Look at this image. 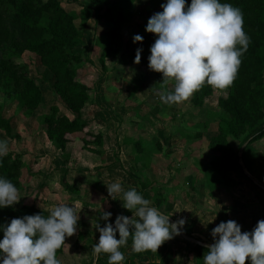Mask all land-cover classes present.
I'll return each mask as SVG.
<instances>
[{
    "label": "rangeland",
    "instance_id": "rangeland-1",
    "mask_svg": "<svg viewBox=\"0 0 264 264\" xmlns=\"http://www.w3.org/2000/svg\"><path fill=\"white\" fill-rule=\"evenodd\" d=\"M85 1L62 0V3L67 9L80 12ZM160 8L157 0L133 1L126 10L127 19L123 26L126 40H132L139 24H146ZM92 26H95L94 20L89 21L88 33L86 30L84 42L80 47L89 61L84 62L77 70V78L90 86L91 98L83 109L84 117L89 119V125L80 135L76 137L69 135L71 143L67 145L64 154L68 158L66 160L70 164V169L76 173L68 174L66 180L76 184L74 179H80L76 168L83 167L84 171L81 174L85 175L87 166L88 171L94 170L112 162L114 158L116 161L118 154V159L121 156L123 161L126 176L125 179L123 176L117 177L110 183L120 182L122 188L127 191L135 187L140 188L139 181L150 180L151 187H146L144 192L137 190L138 193L140 192L151 204L152 188H159L166 198L161 209L168 212L174 220L183 218L188 229L194 231L193 236L204 237L203 241L211 243L212 229L221 221L228 220L237 221L242 226V231H251L259 220L264 219V191L247 180L240 181L236 188L227 189L208 181L205 172L207 161L212 155L208 146L209 134L216 131L218 125V118L215 119L212 111L219 109L218 98L226 96V90L215 89L213 95L206 98L203 108H196L193 105L192 96L182 103L165 105L160 100L159 93L162 89L155 82L154 71L145 65H134L135 63L124 65L117 63L113 58H108L107 70H103L98 60L101 49L94 44V36L108 29L110 24L103 21L94 32L95 28ZM15 60L28 64L31 76L43 90V105L35 114L26 116L16 101H11L0 93V104H3L1 112L10 120L13 127L12 135H7L1 130L0 140H7L8 151L20 153L27 163L23 168V186L18 190L21 198L13 207L18 209L24 205L38 204L49 209L62 203L76 205L77 215L80 217L77 232L67 237L59 260L61 264H93L96 257L93 246L94 242H98L100 233L92 227L91 221L98 220L101 226L108 223L99 219L102 209L106 211L110 208L108 211L112 216L109 219L112 223L115 222L117 215H126L121 209L119 199L123 193L118 194L117 199H113L109 196L106 186L103 191L98 188L95 191L96 189L92 190L90 186L87 188L83 183L80 197L77 202L74 201L73 194L63 184L61 170L59 171L60 168H65L63 164L65 156L63 151L56 149L47 139L40 116L47 112L52 104L60 107L61 114H70L71 118L74 114L66 109L63 101L53 90L52 76L41 64L38 56L26 51ZM170 86L172 87L171 82L167 88ZM101 130L107 131L109 136L107 142L110 140L114 148L111 150L104 147L103 154L96 155L92 153L94 152L92 149L95 150L94 146L98 145L93 143L84 146L83 140L93 141L92 133L96 134ZM200 130L205 132L202 137L195 135ZM132 139H142V147L149 150L147 167L143 166L144 158L142 161L137 160L134 166L128 165L131 155H135L136 145L132 143ZM231 142L237 147L238 141L232 139ZM247 152L252 155L253 164L252 162L249 164L253 166L250 167L251 171L245 166V172L263 184L264 138L249 145ZM245 159L247 160V156ZM130 173H133V176ZM92 174H97V171ZM105 199H108L107 209L102 206ZM0 233L4 234L1 228ZM189 259L190 264H196L191 257Z\"/></svg>",
    "mask_w": 264,
    "mask_h": 264
},
{
    "label": "trees",
    "instance_id": "trees-1",
    "mask_svg": "<svg viewBox=\"0 0 264 264\" xmlns=\"http://www.w3.org/2000/svg\"><path fill=\"white\" fill-rule=\"evenodd\" d=\"M133 1L135 0H86L80 12H77L63 6L62 0H0V93L6 95L9 100L16 101L26 116L35 114L43 105V90L31 76L28 64L17 62L15 58L21 57L26 51L38 56L41 64L52 76L53 90L63 101L66 109L74 114L72 118L66 113L61 114L60 107L52 104L47 112L40 115L47 139L56 149L63 151L64 156L70 141L69 135L76 137L89 125V119L84 117L83 109L91 98L90 86L77 78L78 68L89 61L88 56L80 49L86 30L88 33L89 21L95 22V26H92L95 28L93 32L103 21L110 24L108 29L94 36V44L101 49L98 60L103 70H107L108 58H113L117 63L124 65L135 63L138 48L142 49L139 65L149 68L150 46L157 36L146 31L148 22L139 24L136 32L143 37L142 42L126 40L123 32L127 19L126 10ZM157 2L158 7H161L166 0ZM190 3L191 0H187V4ZM220 3L231 4L242 11L243 28L251 39L247 51L241 57L242 63L234 82L226 89H220L226 90L227 94L219 96V109L212 111L215 119L218 118V125L216 131L209 134L208 146L212 155L207 161L205 172L208 181L227 189L236 188L243 180H247L264 191V183H256L254 178L245 172V166L248 169L253 166L249 164V162L253 164V158L247 152L249 145L264 138V0H220ZM160 11H163L162 7L158 12ZM154 77L156 84L161 87L162 73L154 71ZM214 91L215 89L205 83L192 95L193 105L196 108H203L206 98L213 95ZM2 108L3 104H0V131L12 135L13 127L10 120L2 114ZM92 135L93 141L84 139V146L93 143L102 146L104 143L102 131ZM195 135L202 137L205 132L200 130ZM232 139L238 141L237 147L232 144ZM246 140H249L248 144L241 153V147ZM132 143L136 145L134 146L136 160L142 161L144 158L143 166L147 167L149 150L142 147V139H132ZM158 145L162 148L160 142ZM92 151L102 152L100 149ZM117 155L116 161L119 160ZM64 158L66 163L68 158L67 156ZM26 165L20 153L9 150L6 156L0 157V176L10 179L19 190L23 186L22 174ZM68 170L66 169L67 172ZM228 172L233 174L230 175ZM62 180L70 193L80 194V189L69 183L65 176ZM149 183L150 180L139 181L141 192L146 191V187H151ZM152 191L153 194L150 195L155 207L169 215L161 209L166 201L164 195L159 188L153 187ZM36 213L48 215L43 208L33 204L18 209L13 206L0 208V228L3 229L2 226L10 223L12 218ZM181 229L193 236L194 231H190L188 225H183ZM3 235L0 233V240L3 239ZM183 240L188 242L196 264H203L202 257L207 251L206 246L184 238ZM66 241L67 237L65 243ZM65 243L57 250V259L63 254ZM102 259V255L99 254L97 262ZM121 263L129 264V257L125 255V260ZM246 264H251V261H246Z\"/></svg>",
    "mask_w": 264,
    "mask_h": 264
},
{
    "label": "clouds",
    "instance_id": "clouds-1",
    "mask_svg": "<svg viewBox=\"0 0 264 264\" xmlns=\"http://www.w3.org/2000/svg\"><path fill=\"white\" fill-rule=\"evenodd\" d=\"M163 11L148 20L146 31L157 36L150 46L148 67L162 73L160 100L165 105L187 101L205 83L213 89H226L235 80L247 51L250 37L243 28L242 11L220 0H166ZM139 34L133 42H142ZM239 45V47H237ZM142 49L136 50L134 62L141 61ZM172 83V88L166 86ZM8 154V141L0 140V157ZM107 185L109 196L117 199L133 215H117L114 225L112 213L104 211L101 226L92 219V227L100 233L93 246L96 255L110 254L108 264H121L125 255L119 249L132 238L134 253L156 252L165 242L179 235L185 224L183 218L171 222L158 208L151 206L135 188L125 191L120 182ZM18 188L8 178L0 176V208L14 206L20 200ZM41 213L12 218L3 225L0 240V264H61L56 253L66 237L77 232V206L59 204ZM119 233V239H117ZM213 242L206 246L203 264H264V219L251 231H242L235 220L221 221L211 231Z\"/></svg>",
    "mask_w": 264,
    "mask_h": 264
},
{
    "label": "crops",
    "instance_id": "crops-1",
    "mask_svg": "<svg viewBox=\"0 0 264 264\" xmlns=\"http://www.w3.org/2000/svg\"><path fill=\"white\" fill-rule=\"evenodd\" d=\"M130 64H132V63H130ZM134 65H138V64H134ZM67 115L69 116L70 114H67ZM101 131L104 135L103 147L102 146H94L95 149H100L103 152L105 149L104 147H108V149L111 148V150H113L114 147H112L110 140L107 142V139H109V136L107 135V131L106 130H101ZM70 143H71V141H69L68 144H70ZM102 152L101 153L92 152V153H94L96 155H102L103 154ZM117 152H118V150H117ZM131 156H132V158L129 159L130 162H128V165L134 166L137 164V162H136L137 160H136L134 155H131ZM250 156L252 157L251 154H250ZM122 162L123 161H122L121 156H120L118 161H115V158H114V160L112 162L107 163L104 166H99L100 164L97 165L99 167L94 169V170L88 171L89 167L87 166L85 169V170H87L85 173L86 176L84 174H81V173H83L84 170H83V167L79 166L76 169H77L78 174H80V176L78 177L80 179L75 178L74 181H76L77 185L75 183H73V184H75L80 190H81L82 184L85 183L84 186L87 188H89V186H90V187H92L91 188L92 190L96 189L95 191H97V188H98V189H101V191H103L105 186L107 187L106 184H110V181L115 180V178L123 176L125 179L126 174H125V170H123ZM63 164H64L65 168L59 169V171L61 170L60 175H62V177L63 176L66 177L68 174H71V172L76 173L75 170L70 169V164H68L67 162L63 163ZM68 168H69V170L67 172L66 169H68ZM129 170H130V168H129ZM94 171H95V173L97 171V174H92ZM130 175L133 176V173H130ZM83 180H85V182H82ZM123 186L125 187V184ZM135 189L138 191H141V188L135 187ZM79 197H80V194L79 195H73L74 201L77 202V199ZM120 201H121V209H123L124 212H126V215L132 216L133 213L130 210L124 209L122 207L123 202L121 199H120ZM86 205H87V203H86ZM88 205H89V203H88ZM154 205H155L154 202H152L151 206L154 207ZM36 206L39 208H43L38 204ZM92 206H94V205H92ZM102 206L106 207V209L109 207L108 199H105ZM88 207H91V206H88ZM92 208H89V209H92ZM43 209H45V208H43ZM109 209L110 208H108V210ZM102 210L103 211L100 212V215L104 212V209H102ZM108 210H106V211H108ZM169 217H171V216H169ZM176 221L177 220H174L172 218L171 222H176ZM184 226H186V224H184ZM245 231H249V230H245ZM117 235H118V233H117ZM175 236L176 235H174L172 239L165 241L159 247V249L156 252L148 250V251H144L141 253H134L131 249V246H132L131 236L128 238L127 245L121 246L119 250L121 252H123L126 255V257H129V260H130L129 264H152V263H155V264H190L189 258L191 257L193 260H195V259H194V256H192L193 254H191L192 252L190 250L191 248H189V245L187 244L188 242H185L183 240V237L181 236V234H179L178 237L177 236L175 237ZM195 237H199V236L195 235ZM116 238L119 239V236H117ZM199 238H202V240H203L204 237H199ZM206 243L210 244V242H206ZM100 254L102 255L103 259L99 263L97 262L96 264H108V257L110 254H108V253H100ZM98 256L99 255H96L97 261H98ZM121 264H123V263H121Z\"/></svg>",
    "mask_w": 264,
    "mask_h": 264
},
{
    "label": "water",
    "instance_id": "water-1",
    "mask_svg": "<svg viewBox=\"0 0 264 264\" xmlns=\"http://www.w3.org/2000/svg\"><path fill=\"white\" fill-rule=\"evenodd\" d=\"M249 139H251V138H249ZM248 141L249 140H247V142H245L243 145H242V147H241V149H243L244 147H245V145L246 144H248ZM256 183H259V182H257V181H255ZM170 219H172L171 217H169ZM113 225H114V223H113ZM180 234H181V236L185 239V240H187V241H190V242H193V243H195V244H200V245H203V246H207L208 245V243H206V242H204V241H202V240H200V239H198V238H196V237H194V236H190V235H188L184 230H181L180 231ZM97 263V258L95 257V260L93 261V264H96Z\"/></svg>",
    "mask_w": 264,
    "mask_h": 264
}]
</instances>
